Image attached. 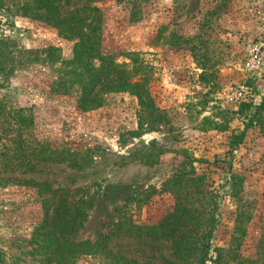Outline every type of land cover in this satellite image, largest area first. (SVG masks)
I'll return each mask as SVG.
<instances>
[{"label": "rangeland", "instance_id": "rangeland-1", "mask_svg": "<svg viewBox=\"0 0 264 264\" xmlns=\"http://www.w3.org/2000/svg\"><path fill=\"white\" fill-rule=\"evenodd\" d=\"M84 1L71 0L62 11ZM95 5L102 13L103 51L127 62L133 53L150 67L149 91L165 122L140 128L137 98L127 92L80 111L74 95L50 92L51 68L7 66L0 73V264H62L50 248L37 250L33 237L47 232L59 237L60 246L64 238L93 242L121 220L161 221L174 205L173 194L161 188L186 156L195 159L193 167L205 173L215 195L207 264H214L215 248L227 246L239 211L248 214L239 250L248 256L264 220V0ZM2 39L15 56L54 45L69 57L73 48L53 26L18 12L12 0L0 7ZM202 65L215 87L200 81ZM241 103L250 104V118L238 113ZM225 112L227 128H212ZM48 147L85 156L88 164L49 159ZM46 183L62 192L59 200L78 201L82 208L81 219L64 234L60 213L66 203L46 218L38 194ZM160 236L114 237L102 252L81 254L69 264H179Z\"/></svg>", "mask_w": 264, "mask_h": 264}, {"label": "trees", "instance_id": "trees-1", "mask_svg": "<svg viewBox=\"0 0 264 264\" xmlns=\"http://www.w3.org/2000/svg\"><path fill=\"white\" fill-rule=\"evenodd\" d=\"M6 0H0V7ZM18 12L34 19L41 20L57 29L62 38L72 41L73 48L69 57H63L60 49L54 45L33 50H8L6 39L0 40V73L7 66L10 69L16 65L41 64L55 71L49 84L50 92L55 94L74 95L75 106L80 111L99 108L114 98L117 93H130L137 98L138 126L147 130L153 129L159 123L165 122L166 116L162 109L156 106L149 91L151 79L150 67L139 60L133 53H129V61H117L110 53H105L101 45L102 13L95 2L102 0H85L81 5L62 11L71 0H12ZM130 2V0H117ZM199 79L206 87H215L216 83L209 79L206 66H201ZM207 102V101H206ZM249 103H241L238 113L250 118L245 110ZM222 121H211L212 128L223 130L228 126L229 119L225 112L220 116ZM22 120V119H21ZM22 122V121H21ZM22 135H19L21 137ZM38 150L35 151L37 153ZM49 159L62 157L68 164L84 167L88 164L85 156L77 157L72 151L58 154L56 150L47 148ZM194 158L185 157L171 178L167 180L162 192H170L174 196V205L163 219L157 223H134L125 220L115 223L107 234H99L93 241H72L64 238L59 246V237L53 233H44L43 237L35 239L37 250L50 248V255L62 257V264L70 263L72 258L81 254L102 252L114 238L128 236H156L161 235L169 243L171 254L179 264H207L211 239L214 229L215 195L209 187L205 173L196 172L193 167ZM189 163V164H188ZM188 164V165H187ZM232 182L233 195L239 178ZM57 189H51L48 184L41 185L38 192L45 209L46 218L50 210L59 211L63 204L62 228L59 234L69 228L71 222L81 219L83 211L78 201L68 202L65 198L59 200L63 194ZM64 200V201H63ZM57 208V209H56ZM124 208H121L123 210ZM247 211L236 214V223L226 247L215 248L214 264H264V220L259 237L248 256H243L239 250L244 242L246 229L243 218L247 219ZM124 232V233H122ZM163 235V236H162ZM62 239V238H61ZM61 248V249H60ZM62 250V252H61ZM102 250V251H101ZM127 264H138L128 260Z\"/></svg>", "mask_w": 264, "mask_h": 264}]
</instances>
